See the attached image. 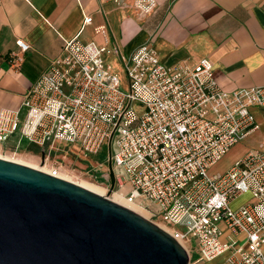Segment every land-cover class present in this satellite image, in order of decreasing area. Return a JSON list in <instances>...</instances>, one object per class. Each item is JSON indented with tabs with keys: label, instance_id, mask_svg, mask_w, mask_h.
Here are the masks:
<instances>
[{
	"label": "built area",
	"instance_id": "1",
	"mask_svg": "<svg viewBox=\"0 0 264 264\" xmlns=\"http://www.w3.org/2000/svg\"><path fill=\"white\" fill-rule=\"evenodd\" d=\"M156 5L133 0L141 17ZM254 106H264V85L222 90L207 57L166 66L150 42L125 55L79 32L64 41L18 108L0 109V149L15 155L25 141L44 150L46 161L52 151L73 147L104 178L110 160L123 171L114 175L120 194L169 228L199 263L228 253L221 264H264V151H248L225 171L209 173L255 129ZM102 152L106 157L96 162ZM48 167L59 177L57 162ZM245 194L248 201L232 209Z\"/></svg>",
	"mask_w": 264,
	"mask_h": 264
},
{
	"label": "crops",
	"instance_id": "2",
	"mask_svg": "<svg viewBox=\"0 0 264 264\" xmlns=\"http://www.w3.org/2000/svg\"><path fill=\"white\" fill-rule=\"evenodd\" d=\"M118 1L0 0V109L18 108L64 41L79 32L81 39L117 45L125 55L150 42L166 66L207 57L225 91L264 85V0H156L145 17L133 0ZM17 40L28 50L21 51ZM109 61L119 67L113 56ZM250 112L256 127L221 158L235 152L221 172L248 151H264V106Z\"/></svg>",
	"mask_w": 264,
	"mask_h": 264
},
{
	"label": "water",
	"instance_id": "3",
	"mask_svg": "<svg viewBox=\"0 0 264 264\" xmlns=\"http://www.w3.org/2000/svg\"><path fill=\"white\" fill-rule=\"evenodd\" d=\"M0 264H189V255L133 210L0 157Z\"/></svg>",
	"mask_w": 264,
	"mask_h": 264
},
{
	"label": "rangeland",
	"instance_id": "4",
	"mask_svg": "<svg viewBox=\"0 0 264 264\" xmlns=\"http://www.w3.org/2000/svg\"><path fill=\"white\" fill-rule=\"evenodd\" d=\"M116 69L120 70V67H116ZM122 72V71H121ZM138 105L135 103V107ZM8 143H3L2 146L6 147ZM112 150H114L112 146ZM0 154L2 156H8L11 158H17L24 160L28 164L36 165L39 168L48 167V164L50 163H56L59 164V176L61 178L69 179V181L74 183H85L87 185H90L94 188H97L99 190L103 191L104 197H107L108 199L112 200L113 197L119 196L120 191L118 189V186L116 185V180L114 183V186L112 189H110V178H104L101 176L102 171H95L94 169L89 167H86V163L80 160H84L83 157H81L80 153L73 148L70 147V151L68 147L60 148L57 151H52L49 153L50 159L46 160L44 159L45 151L37 148L36 146L27 145L24 141L21 148L18 149L16 154L10 153V151L1 150ZM235 156V152L230 153L228 156L224 157L220 161L216 162L214 165H212L209 168V173H220L233 159ZM106 155L104 152L101 153L99 157L95 156L93 159H96V162H101ZM79 158V159H78ZM47 164V165H45ZM88 169L90 170L88 173ZM92 169V170H91ZM47 171V170H46ZM114 175H122L123 171L116 167L113 169ZM63 176V177H62ZM79 185V184H78ZM250 196L248 194L242 195L234 199L233 203L231 204L232 209H236L239 206H241L243 203L247 202ZM113 201V200H112ZM115 202V201H114ZM143 214H145L143 211H141ZM144 217V216H143ZM178 229H181L180 227L176 226ZM173 228V226L171 227ZM228 253L221 254L217 256V258H214L213 260L209 262H198L197 256L194 252H190L189 255V264H221L224 259L227 257Z\"/></svg>",
	"mask_w": 264,
	"mask_h": 264
},
{
	"label": "bare ground",
	"instance_id": "5",
	"mask_svg": "<svg viewBox=\"0 0 264 264\" xmlns=\"http://www.w3.org/2000/svg\"><path fill=\"white\" fill-rule=\"evenodd\" d=\"M0 157L5 158V159H8V160H13V161H16V162L22 163V164H25V165H28V166H31V167L37 168V169H39V170H41V171H45V172H47L46 170L49 169V168L47 169V167L39 168V167L36 166V165L28 164V163L25 162L24 160L17 159V158H14V157L11 158V157H8V156H2L1 154H0ZM45 165H47V164H45ZM59 177H60V176H59ZM62 177H63V176H62ZM64 179H66V180L69 181V179H67V176H66V178H64ZM74 182H75V181H74ZM78 184H79L80 186H82V187H84V188L90 190V191H93V192H95V193H97V194L103 195V191H102V190H99V189H97V188H94V187H92V186H90V185H87V184H85V183H78ZM112 200L115 201L116 203L120 204V205H123V206H125V207H127V208L133 210L134 212L140 214L141 216H144L145 218H148L146 211H144L142 208H140L139 206H137V205H135V204H133V203H129V202H127L126 198H125L122 194H119V196H115V197H113ZM141 211H143L145 214H143ZM159 226H160L162 229H164V230H166V231H168V232L171 231L169 228L165 227V226L162 225V224H159Z\"/></svg>",
	"mask_w": 264,
	"mask_h": 264
}]
</instances>
